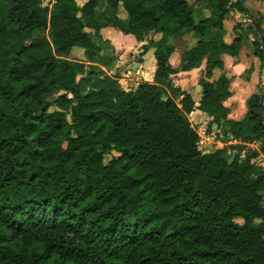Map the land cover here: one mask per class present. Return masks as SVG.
Masks as SVG:
<instances>
[{"label":"trees","instance_id":"16d2710c","mask_svg":"<svg viewBox=\"0 0 264 264\" xmlns=\"http://www.w3.org/2000/svg\"><path fill=\"white\" fill-rule=\"evenodd\" d=\"M230 1L0 0V264H264V166L241 157L242 143L264 151V93L230 118L223 60L247 28L262 60L264 26ZM232 11L257 26L234 20L228 41ZM108 26L144 42L139 62L152 49L151 82L126 90L108 73L117 57L93 39ZM171 38L191 42L178 68ZM202 65L198 96L173 84ZM194 109L240 141L234 154L200 150Z\"/></svg>","mask_w":264,"mask_h":264},{"label":"rangeland","instance_id":"374dc122","mask_svg":"<svg viewBox=\"0 0 264 264\" xmlns=\"http://www.w3.org/2000/svg\"><path fill=\"white\" fill-rule=\"evenodd\" d=\"M79 4H81L83 2V0H77ZM43 5H48L49 7L51 6L53 0H42ZM197 12H201V5H196ZM123 11H120L119 15L120 16H124V14H122ZM240 15V14H239ZM238 18H240V20L244 19L243 15H240ZM197 16L195 15V20H197ZM228 19L231 21V23H235L234 19H233V15L231 16L230 14L228 15ZM228 21L226 22V25H228ZM264 26V23H263ZM110 29H112V33L114 32V34H111L109 36V38L112 40V42L114 43H119L121 44L120 47H115L114 45L111 44L107 45V43L104 42V39L100 38H93L96 44H99L100 46H102V48H105L107 50V52L111 51V48L113 49V54L117 57L116 61H115V66L108 71L109 74L111 75H115V74H119V78H118V82L120 84V86L126 90L129 89H133L134 88V83L136 82H140V81H146L144 80L143 77H141L140 75H128V72H126V74L124 73V68L129 66L133 61L139 62V56H136V50L141 49V45L136 44V39H134L133 35L131 34H123L122 32L118 31L117 29L113 28V27H109ZM107 30H105L106 33ZM108 32V31H107ZM244 33H247V37L245 42L243 43V45L240 47V50H242V52H240L241 56H240V60L242 59L240 65V70L241 71V76L244 78L245 81L247 82H253V78H255V72L259 71V82L258 84H256L255 88L253 89V91L257 94H261L264 93V66L262 63V60L259 59L258 56H255L253 54V49L251 46V43L254 39V33L252 31L251 28H247L246 31H244ZM114 36V37H113ZM108 37V36H107ZM113 37V38H112ZM189 39H185V41H183L184 43H182L179 39H173L171 38L169 40L170 44L176 47L175 52L171 55L170 57V61L171 64L173 66V61L175 62L176 59H178L177 61L180 62L179 58H180V54L183 47L185 46H189L191 42H189ZM143 43V42H142ZM117 46V45H116ZM119 46V45H118ZM111 47V48H109ZM150 56L147 58L151 63H152V59H154V55L152 52V49L147 51ZM93 53H90V60L91 61H96V55H92ZM73 57L78 58V59H84V54L83 51L79 48H75L73 50L72 53ZM152 56V57H151ZM227 58V57H225ZM142 62L143 59L141 58ZM236 63V62H235ZM228 65H230V63L227 62ZM233 67V65H232ZM235 69L237 70V66H234ZM139 68V67H138ZM138 68H135L137 71ZM148 67L146 65L143 66V70L145 71ZM204 69V66L202 67V70ZM233 69V68H231ZM125 74V75H124ZM218 74H220V71H216V73L213 75L214 77H216ZM131 78H134V81H131ZM175 77H173L172 75V81L174 79L173 84L176 85L175 83ZM199 78V77H198ZM251 78V79H250ZM194 79L191 78H187L186 81L188 82L185 86V89L188 90L189 92H194L196 94L197 89H200V86L197 84L198 81L195 82L193 81ZM198 80V79H197ZM183 82H185L183 80ZM189 83H191V85H189ZM91 85L88 84L86 85V88H90ZM254 92L250 93V94H245L243 95L241 98H237L236 100L239 102V105L234 107V111H233V116L235 118H239L241 117L242 114H244L247 111V106H246V101L249 98V96H251ZM62 91L59 92H54L50 98H48V100H52L54 98H56L58 95L62 94ZM197 95V94H196ZM198 96V95H197ZM244 101V103H243ZM193 111H196V109H194ZM192 111V112H193ZM192 112L189 114V120L190 123L192 125V127L196 130V132L198 133V135L200 136V138H203L205 142H208L210 144H213V146L210 147L208 145H202L200 146V150L202 152H207L208 149L210 148H214L215 146H218V148H225L226 151L224 152L225 157H229L232 153L234 154V146H236L237 143L234 142L233 138H229L227 136H223L222 133L217 129V127L215 125L211 126V127H206V129H204L203 127V121L207 120L209 121V118H205V116H203L201 113L199 112H195L192 114ZM231 110L229 115L231 114ZM204 129V132H203ZM222 135V136H221ZM232 141V142H229ZM207 143V144H208ZM243 144V148L244 150L241 152V157L242 154H246L248 151L252 152V151H256L257 154L254 156V158H252L253 163L256 164L257 166H264V151H261V144L259 142H249V143H242ZM216 148V147H215ZM243 158V157H242ZM104 162H108L110 159V156L106 155L104 156ZM238 222H242L241 219L237 220Z\"/></svg>","mask_w":264,"mask_h":264},{"label":"crops","instance_id":"0c3cea01","mask_svg":"<svg viewBox=\"0 0 264 264\" xmlns=\"http://www.w3.org/2000/svg\"><path fill=\"white\" fill-rule=\"evenodd\" d=\"M243 3H244V6L246 7V9L251 14L260 16V18L262 19V21L264 23V0H243ZM104 8H105V4L104 3H101L97 7L98 10H103ZM120 11H123L122 14H124V16H120L119 15L120 14L119 13ZM205 14H206V10H201V12H197L196 13V16L199 19L200 17H202ZM118 16L122 20H126L127 19V13L122 9L121 6L119 7ZM227 21L229 23L228 25H226V22ZM224 24H225V28H226L227 35H228V41H230L231 40L230 33L232 32V28H233L234 24L231 23V21L228 18L224 21ZM109 27H111V26L104 27V28L101 29L100 32H101L102 38L104 40H108L109 43L111 44V46L114 45L115 47H120L121 44L115 43L117 41H115L113 43L112 40L109 38V36L111 34H114V32L112 33L113 30L110 29ZM105 30H107L108 32L106 31V33H105ZM183 41H181V42L184 43ZM135 43L138 44V45L144 44V42L142 43V42H137V41ZM141 51H142V49L136 50V56H139V54H140ZM240 52H242V50L239 51V56H238V58L236 60H234V58L231 57V56H229V55H224L223 56V60H224V64H225V70L230 71V72H232L234 74V79H233V81L231 82V85H230L231 96L224 102V104L227 107H229V109L232 112L229 115V117L232 118V119H234V120H238L240 118V117L239 118H235L233 116L234 107L237 106V105H239V102L236 99L237 98H241L245 94H250V93L254 92L253 89L255 88L256 84H258V82H259V71L258 72L257 71L255 72V75L256 76H255V78H253V82H251V81L250 82H247L241 76V74H242L241 71L242 70L239 71V69L241 67L240 63L242 61V59L240 60V56H241ZM149 56H150V54L148 52H146L144 55H142L141 58L143 59V62H142V60H141V62H137V63H139V65H138L139 68H138L137 71L130 70L131 66L136 62V61H133L129 66H127V67L124 68V73L126 74V72H128V75H131V76L132 75H135V76L140 75L141 77L144 78V80L151 82L153 80V75H154V71H155V65H154V60L153 59H152V63L147 59ZM225 57H227V58H225ZM177 60L178 59H176L175 62L173 61V67L174 68H178L179 67L180 62L177 61ZM179 60H180V58H179ZM227 62L230 63V65H228ZM144 65H146L148 67L145 71L143 70V66ZM232 65H233V67H232ZM203 66L204 65H202L200 68H195V69H192L190 71H178V72L174 73L173 74V77L176 76V78H175L176 85L175 86H179L181 89L186 90L185 89V86L188 83L186 81V79L192 77L194 79L193 80L194 82H195V79H196V81H198L197 79H198V77H199V75H200V73L202 71V67ZM234 66H237V70L235 69ZM231 68H233V69H231ZM134 80H135L134 78H131V81H134ZM183 80L185 82H183ZM140 82H142V81H140ZM140 82H137V83L135 82L134 83L135 86H134L133 89H135ZM173 82H174V79H173ZM189 85H191V83H189ZM196 89H197V91L199 90L198 88H196ZM243 103H244V101H243ZM195 112H199L203 116H205V118H209V116L206 113H204L203 111H201L199 109H196V111H193L192 114L195 113ZM229 142H232V141H229ZM234 142L235 143H239L240 141L234 139ZM207 145L209 147H210V145H211V147L213 146V144H210V143H208ZM215 147L218 148V146H215ZM234 152H235V150H234Z\"/></svg>","mask_w":264,"mask_h":264},{"label":"built area","instance_id":"2783aa9c","mask_svg":"<svg viewBox=\"0 0 264 264\" xmlns=\"http://www.w3.org/2000/svg\"><path fill=\"white\" fill-rule=\"evenodd\" d=\"M231 1H233L234 2V0H231ZM230 1V2H231ZM232 14H233V19L235 20V21H238V20H240V18H238L241 14L240 13H238L237 11H232ZM240 14V15H239ZM243 21H249V22H252L251 20L252 19H250V18H246V17H244V19H242ZM210 119V118H209ZM209 124V121H207V120H204L203 121V127H204V129H206V127H207V125ZM204 129H203V132H204ZM200 136H201V134H200ZM222 136V135H221ZM235 140H237V139H235ZM205 143H206V145H207V143L208 142H205L204 141V139L203 138H200V140H199V143H198V145H199V148H200V146H202V145H205ZM247 144V143H246ZM244 150V149H243ZM242 150V151H243ZM244 153H243V155H242V157H244ZM254 158V157H253ZM253 159H251V162H253L252 161Z\"/></svg>","mask_w":264,"mask_h":264},{"label":"water","instance_id":"95a60500","mask_svg":"<svg viewBox=\"0 0 264 264\" xmlns=\"http://www.w3.org/2000/svg\"><path fill=\"white\" fill-rule=\"evenodd\" d=\"M232 4H233V1L230 2V6H232ZM251 21H252V23H253L255 26H257L255 20H251ZM262 63H263V66H264V56H263V58H262ZM138 65H139V63L135 62V63L131 66L130 70L135 71V70H136L135 68H138ZM260 111H261V116L264 118V94H262V95L260 96Z\"/></svg>","mask_w":264,"mask_h":264}]
</instances>
